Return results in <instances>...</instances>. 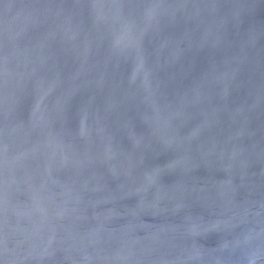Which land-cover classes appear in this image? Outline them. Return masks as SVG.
<instances>
[{"label": "water", "instance_id": "1", "mask_svg": "<svg viewBox=\"0 0 264 264\" xmlns=\"http://www.w3.org/2000/svg\"><path fill=\"white\" fill-rule=\"evenodd\" d=\"M0 264H264V0H0Z\"/></svg>", "mask_w": 264, "mask_h": 264}]
</instances>
